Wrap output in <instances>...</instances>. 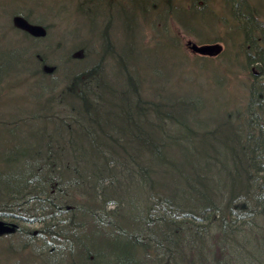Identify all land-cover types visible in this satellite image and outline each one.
<instances>
[{
	"label": "trees",
	"instance_id": "1",
	"mask_svg": "<svg viewBox=\"0 0 264 264\" xmlns=\"http://www.w3.org/2000/svg\"><path fill=\"white\" fill-rule=\"evenodd\" d=\"M79 1L92 38L81 45L93 40L100 52L69 49L68 29L52 30L44 7L23 3L0 22V98L18 69L46 96L38 143L20 137L34 118L0 111V241L50 258L42 264H264V9L253 0H222L218 15L214 0L203 12L197 0ZM207 13L229 23L214 40L189 24V14ZM16 15L48 29L45 51L6 56L8 29L32 39L11 25ZM180 32L224 50L191 60ZM234 85L245 86L244 105Z\"/></svg>",
	"mask_w": 264,
	"mask_h": 264
},
{
	"label": "rangeland",
	"instance_id": "2",
	"mask_svg": "<svg viewBox=\"0 0 264 264\" xmlns=\"http://www.w3.org/2000/svg\"><path fill=\"white\" fill-rule=\"evenodd\" d=\"M74 1L77 2L78 0H0V22H2L4 18L8 19L9 16H11L13 13L19 11V7H21L22 11H24V4L25 6L35 9L37 11L47 8L50 11L51 15L53 14L52 16L56 17V18H53L50 15L46 17L45 22L49 25V27L52 30H55L57 26L62 25V28L68 29L66 32H68L67 34H68L69 49L72 46H75V47L84 46L81 49L84 48L89 53L96 51V50L97 52H100L101 47L98 45L99 43L95 44L93 40L92 42H90L91 45L90 44L88 46L81 45L92 38L89 34L88 28L85 26L86 24L85 19L75 12ZM186 1L193 3V1L191 0H185L183 4H185ZM197 1H198L197 4L200 6V11L202 10L203 12L205 8L206 9L207 7L209 8V6H205L206 2L209 0H202V1L197 0ZM220 1L222 0H215V2L211 4L213 7H215L214 11H216L217 15L220 13V8L222 7L220 5ZM79 2H84L85 4H87L86 0H82V1L80 0ZM123 4L125 5V1L122 2V6ZM252 4H253L252 9L254 10L258 7H262L264 9V5H263L264 0H253ZM185 7L189 11L191 10V6L185 5ZM244 10H247V9H244ZM149 11L152 14V11L150 9ZM35 14L38 15V13H35ZM107 14H109V11ZM116 15L120 17V15H118L117 13ZM156 16L158 19V15ZM229 18H232V17L230 16L227 17V19ZM218 19H222V18L215 16V21H217ZM188 20L190 21L189 24L191 28L201 30L200 36L203 35L202 37H205L204 39H211V40H214L216 37H218L220 32L224 31L225 27L229 25L228 22L223 23V24L216 22L215 24H213L214 16L212 17L209 13L205 15L189 14ZM222 20L224 21L225 19H222ZM262 20H264V16L262 17ZM10 21L12 25V19H10ZM32 23L39 24V23H35L34 21H32ZM117 24H118V21L116 20L115 25ZM210 25H212L213 27L212 29L210 28ZM16 33L19 35L15 34V32L12 31L10 28L8 29L7 35L4 38L5 43H7L5 45V48H6L5 52H6L7 57L9 55L12 56V53L14 57H20V55L24 57H31L34 46H36L35 48H38L41 51H45V41L31 39V40H26L25 43H22L21 40H23V38L22 36H20L21 33H18V32ZM179 34L181 35V39H182L181 45L183 46V50L186 51V54L190 56L191 60L194 59V57L196 56L187 47L188 46L187 44L192 43V44L203 45L202 42L200 41L201 37L197 38L191 35L185 36L181 32ZM148 35H150L149 29H147L144 32V36H148ZM152 39H153V36L152 37L149 36L148 41L146 42L150 43ZM155 42H153L151 45L154 46ZM260 43L263 45L264 40L260 41ZM209 44H220L224 46L223 43H209ZM3 49L4 48L0 50V53L4 52ZM79 51L80 50L75 51V53L78 52L76 54L78 57H79ZM84 61H85V64L82 67L90 65V61H87V60H84ZM140 61L143 62L144 59L140 58ZM32 66L34 67L33 63H32ZM78 66L79 64H76V63H70L69 65V67H71L72 70L77 69ZM12 73H13V76H12L13 83L12 84L10 83V91L12 92L0 98V111L3 112L4 114H7L5 115V117L8 118L9 120L14 119L16 116L27 115V114L28 115L26 116V119L34 118L33 120L26 122V128H25V124L24 126H22V129H21L22 132L20 134V137L22 139H35L34 143H38V139L39 141H41V138H42L39 132V128L41 124V121L39 119V117L41 116V113L39 116L40 103H41V99H44L46 96L40 97V93L35 83L22 80L25 70L21 71L18 69V70L12 71ZM234 73L239 78L237 83L240 82L244 84L249 81L248 73L246 74L245 72L241 71L240 68L238 69L236 68L234 70ZM234 87L237 90L235 97L241 98L242 96H244L243 99L240 100V104L244 105L245 98H246L245 93H244L245 86L243 87V89L241 87L237 88L236 85H234ZM216 117H218V109L212 111V113L209 114L207 123L212 124V122L215 120ZM181 129L183 130V127H181ZM3 135H5L4 131L0 130V139L4 138ZM79 137L81 138L83 136L79 135ZM110 209L112 210L113 208L110 207L108 210ZM40 227H41L40 225L35 226V228H40ZM84 243H87V244L89 243V244L94 245L93 239L91 238L86 239ZM66 251H68V248L66 249ZM0 253H3L10 258V261H9L10 264H42L47 261L48 262L50 261V258L48 257H46L44 260H38L37 258L32 257L30 255L29 256L31 258L25 255L13 254L8 250L4 241H0ZM83 255L84 254H82V251H80V256L82 257ZM62 259H65L66 262H68L69 260V256L68 255L66 256L64 254V251H63Z\"/></svg>",
	"mask_w": 264,
	"mask_h": 264
},
{
	"label": "water",
	"instance_id": "3",
	"mask_svg": "<svg viewBox=\"0 0 264 264\" xmlns=\"http://www.w3.org/2000/svg\"><path fill=\"white\" fill-rule=\"evenodd\" d=\"M14 25L16 28L25 31L31 37L36 39H44L48 34V30L45 29L43 26L31 24L21 16H17L14 18ZM189 45L192 52H194L196 55H201V56L215 57L220 55V52L222 51L221 45L220 46L219 45L199 46L196 44H189ZM2 225L3 223L0 221V226Z\"/></svg>",
	"mask_w": 264,
	"mask_h": 264
}]
</instances>
